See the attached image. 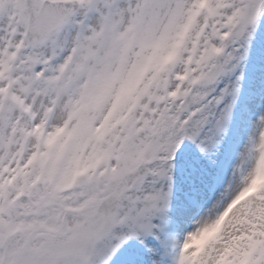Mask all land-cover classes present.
Returning <instances> with one entry per match:
<instances>
[{
	"label": "snow or ice",
	"instance_id": "snow-or-ice-1",
	"mask_svg": "<svg viewBox=\"0 0 264 264\" xmlns=\"http://www.w3.org/2000/svg\"><path fill=\"white\" fill-rule=\"evenodd\" d=\"M0 264H264V0H0Z\"/></svg>",
	"mask_w": 264,
	"mask_h": 264
}]
</instances>
